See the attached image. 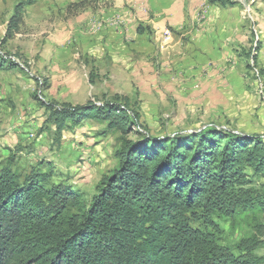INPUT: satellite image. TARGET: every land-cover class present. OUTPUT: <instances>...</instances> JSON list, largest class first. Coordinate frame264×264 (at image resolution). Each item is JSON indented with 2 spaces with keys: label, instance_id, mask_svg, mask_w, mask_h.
I'll use <instances>...</instances> for the list:
<instances>
[{
  "label": "rangeland",
  "instance_id": "rangeland-1",
  "mask_svg": "<svg viewBox=\"0 0 264 264\" xmlns=\"http://www.w3.org/2000/svg\"><path fill=\"white\" fill-rule=\"evenodd\" d=\"M115 1L0 0V53L15 63L0 68V167L50 171L51 182L70 185L87 204L116 165L122 137L90 118L59 132L48 121L51 106L125 105L126 98L140 115L127 136L137 141L206 126L264 140V0H123L119 7ZM18 3L21 20L7 39ZM131 25L141 28L140 46L108 53L106 37H125ZM250 50L253 60L244 54ZM136 52L144 67L163 69L161 84H139L131 75ZM244 173L264 199V176ZM213 220L221 244L259 236L242 220L216 214ZM255 223L264 240V215ZM255 253L264 257V245Z\"/></svg>",
  "mask_w": 264,
  "mask_h": 264
},
{
  "label": "trees",
  "instance_id": "trees-1",
  "mask_svg": "<svg viewBox=\"0 0 264 264\" xmlns=\"http://www.w3.org/2000/svg\"><path fill=\"white\" fill-rule=\"evenodd\" d=\"M21 14L18 3L7 39ZM244 54L255 59L251 50ZM14 65L0 53V68ZM95 74L91 70L90 84ZM128 106L125 98V105L49 108L48 121L59 132L90 118L122 137L116 165L88 204L70 185L51 182L50 171L0 167V264L264 263L255 253L264 245L255 223L264 215V199L247 186L244 173L249 168L264 176V140L215 126L169 139L132 140L127 136L140 115ZM215 214L255 226L259 236L221 244Z\"/></svg>",
  "mask_w": 264,
  "mask_h": 264
},
{
  "label": "crops",
  "instance_id": "crops-1",
  "mask_svg": "<svg viewBox=\"0 0 264 264\" xmlns=\"http://www.w3.org/2000/svg\"><path fill=\"white\" fill-rule=\"evenodd\" d=\"M130 1L132 2V0H127V3H130ZM124 3L123 0H120L118 2L115 1V6L119 7ZM210 5H213L212 3ZM141 13V12H140ZM142 34H140L137 30L136 27H134V25H131L129 27H127V33H125V37H123V33L121 32L119 33H115L112 36H108L105 39V46H107V52L111 53V52H115V49H119L121 50V48L123 47H131V49L138 48L140 39H141ZM127 45V46H126ZM123 50L122 54H126L125 53V49ZM139 52H136V65H133V68L135 69L133 72H131V75L137 80V82L139 84L141 83H146L147 85L149 84H161L164 80H165V74L163 73V69H158L153 72V70L148 67L147 65L144 67L141 62V58H140V54H138ZM139 55V56H138ZM129 59L132 60V58H129V56L127 55V62H129ZM147 85L144 87V89L146 88H150L149 86L147 87ZM150 93H153L152 89L150 91ZM149 98V94L146 95V99Z\"/></svg>",
  "mask_w": 264,
  "mask_h": 264
}]
</instances>
